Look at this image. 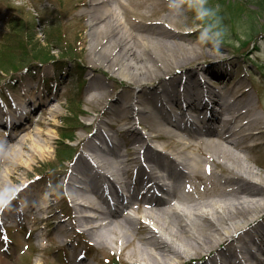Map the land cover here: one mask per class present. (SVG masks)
Masks as SVG:
<instances>
[{
    "label": "bare ground",
    "instance_id": "obj_1",
    "mask_svg": "<svg viewBox=\"0 0 264 264\" xmlns=\"http://www.w3.org/2000/svg\"><path fill=\"white\" fill-rule=\"evenodd\" d=\"M143 1H138L141 7ZM90 6L91 56L116 68L125 86H135L137 94L126 100L125 107L109 109L92 137L82 138L66 183L75 213L70 216L95 244L119 251L132 246L129 255L145 264H171L187 253L200 257L216 247L215 241L225 249L203 264H264V222L250 227L264 212V183L254 179L255 171L236 151L243 150L242 138L256 140L259 130H250L249 114L237 107L234 97L218 94L206 81L213 67H190L203 57L215 58L220 50L208 54L189 46L186 34L172 28L179 12L170 11L162 1L152 2L147 12L139 5L128 8L127 0H91ZM98 35L101 39H96ZM162 57L170 62H157ZM171 66L177 74L161 75ZM181 67L185 70L179 72ZM216 83L225 86L223 81ZM107 94V89L93 91L86 100L98 105ZM21 95L17 99L23 105L14 113L0 112L6 129L0 132V159L18 166L25 153L30 158L50 153L49 140L56 130L30 127L45 128L59 116L36 86L22 87ZM30 106L26 114L23 109ZM120 132L130 133L135 143L127 146ZM6 143L8 154L1 156ZM9 172V180L19 186L8 188L0 173L2 224L5 217L39 210L32 205L35 194L26 191L27 183ZM118 184L125 196L117 191ZM17 196L21 200L15 204ZM127 208L139 216L125 212ZM218 220L222 228L217 227ZM206 225L213 227L212 232Z\"/></svg>",
    "mask_w": 264,
    "mask_h": 264
},
{
    "label": "rangeland",
    "instance_id": "obj_2",
    "mask_svg": "<svg viewBox=\"0 0 264 264\" xmlns=\"http://www.w3.org/2000/svg\"><path fill=\"white\" fill-rule=\"evenodd\" d=\"M138 1L140 0H127L130 4L128 8L134 9L139 5L141 11L147 12L152 2L162 1L167 5V0H144L141 7ZM214 1L216 3L213 6L219 5L220 8L219 1L221 0ZM241 1L245 3H243L244 11L241 20L229 22L232 21V17H229L228 20L222 21L227 26L228 33L219 49L221 52L219 51L215 58L203 57L190 67L204 66L209 70H212L209 67H213L214 71L207 74L206 81L217 88L218 94L234 97L237 107L248 112L249 117L246 120H249V125L253 126L250 130H259L260 135L256 140L242 138L243 150L236 149V151L245 158V164L255 171L254 179L264 183V10L258 14H252L251 12L258 10L255 0ZM90 3L91 0H0V49L4 43L12 45L16 43V40L20 45L24 33L30 30L43 51H49L52 60H59L58 63L52 64L54 60H47L43 56L37 57L38 59L32 58L31 53L26 49L24 51L22 47L20 50L18 46L22 55L17 57L11 65L0 69V112L14 113L16 106L23 105V102H19L17 98L22 97V87L26 85L41 89L42 98L47 96L50 104L59 111V116L54 118L51 125L43 128L38 124H32L30 127L33 131L37 127L56 130L53 138L49 140L51 151L47 156L30 158L25 153L21 155L19 166L17 163H8L0 159V173L4 174L1 179L3 183L8 188L19 186L18 183L9 180L7 176L9 169V173H14L18 179L27 183L26 191L35 194L32 205L39 208L37 212L31 210L20 217H5L6 221L3 224L0 223V264H145L129 255L132 246L119 251L115 247L95 244L94 239L83 231L84 226L77 225L76 220L71 217L75 213L73 203L68 196L66 183L71 166L82 149V138L92 137L96 125L100 126L99 120L106 119L109 109L116 110L119 105L125 107L126 100H132L131 96L137 94V89L133 88L135 86H125V80H122L124 77L117 73L116 68L107 67L105 63L95 61L91 56L89 48L91 32L89 25L92 14ZM179 15L180 17L173 21L175 26L169 25L174 31L186 34L185 38L189 46L195 45L197 30L194 25L198 22L193 20V12L184 7L179 11ZM226 16L228 17L229 14ZM121 18L123 21V17ZM19 21L24 23L27 30L23 31L20 36H15L10 31L12 26L15 27ZM54 28L58 29L61 40L57 39L55 44L46 45L44 33ZM96 39H101V36ZM105 40V38L102 39V43ZM65 46L71 49L68 54L59 52V47ZM111 47H108L106 51H111ZM200 48L208 54L213 53L206 46H200ZM115 51L113 50L112 53ZM152 55L156 57L155 53ZM158 60L160 61L157 62H170V59H164V57ZM60 65L62 68H57L61 67ZM173 68L174 66L170 69H163L164 72L161 75L166 77L177 74V70ZM184 70L185 68L181 67L179 72ZM216 71L224 75L210 74ZM219 81H223L225 86L220 87L219 83H216ZM152 84L160 87L157 82H152ZM102 89L108 90L102 103L93 105L86 100L93 91ZM69 100L72 106H69ZM39 108L37 107V110ZM67 108L74 111L73 122L76 129L72 133L69 132L72 140H66L69 146L66 148L68 153L64 157L66 160L63 161L59 159V155L55 157V146L59 133L67 128L61 124V121L69 116ZM23 110L27 114L32 108L30 106ZM187 113L193 114L189 111ZM123 114L131 117L129 110H124ZM20 117L22 118L23 114ZM256 117H259L260 121ZM111 130L114 131L113 128ZM4 131L6 129L2 122L0 132ZM141 131L144 132V130ZM120 133L127 146L135 143L130 138L132 137L130 133L126 135L123 132ZM64 134L67 132L65 131ZM254 143L256 145L253 146ZM150 144L153 145L151 142ZM6 145L7 148H2L1 156L8 154L9 145L7 143ZM122 149L124 150V146ZM118 186L117 191L122 193L121 186L119 184ZM57 192L60 194L56 195ZM20 200L21 197L17 196L14 203L18 204ZM125 212H130L133 217H138L140 214V212H133L130 208L125 209ZM259 215L260 221L256 222L257 225L253 224L250 227L258 228L264 222V212ZM218 224V228L224 226L222 220H218ZM138 226L140 231L145 230L141 227V223ZM206 226L208 231L212 232L213 227ZM225 236H228L227 233ZM59 239L62 241H58ZM213 245L216 247L210 253L206 252L195 258H193V253H187L170 263H211L215 254L225 249V244L219 241H215Z\"/></svg>",
    "mask_w": 264,
    "mask_h": 264
},
{
    "label": "trees",
    "instance_id": "obj_3",
    "mask_svg": "<svg viewBox=\"0 0 264 264\" xmlns=\"http://www.w3.org/2000/svg\"><path fill=\"white\" fill-rule=\"evenodd\" d=\"M208 2L211 6H213L214 3H216V1L213 2V0H208ZM219 2H220V8L218 14L221 16L223 22L226 21V19L228 20L229 17H232V21L229 22H233V21L238 22L241 20L242 13L244 11L243 1L221 0ZM254 2L256 7H258L257 8L258 10L251 12L252 14L254 13L258 14V12L264 10V0H255ZM226 14H229V16L227 17ZM249 17L251 19L252 15ZM17 23L18 24L15 27L12 26L10 33L15 34V36H20V34L23 31H26L27 29H25V25L22 21H19ZM57 28L49 29L47 32L44 33L46 36V40H45L46 45H49L51 43L55 44V41L57 39L61 40V37H59L58 35ZM18 42L19 41L16 40V43H13L12 45L8 43L3 44L2 49H0V69L4 68L7 65H11L12 62L17 59V57L22 55L20 51L21 47L24 49V51L26 49L27 52L31 53L32 58H37L42 56L46 59L52 58V56L49 55V51H43V48H41L38 45L35 35L30 30L24 33V37L21 40L22 44L20 43L19 45ZM18 46H20V50ZM59 50H60L59 52L61 53L68 54V52L71 49H69L68 46H65L63 48L59 47ZM69 106H72L71 100H69ZM73 112L74 111L71 108H68L69 116H67V118L64 120V125L67 127L65 131L67 132L68 135L64 134L65 131L59 133V137H58L59 139L56 142L55 157L57 158L59 155V159L61 160H65L66 158L64 157L68 153L66 148L69 146V144L68 142H66V140L68 141L72 139L69 132L72 133L74 129H76L74 128L76 127V125L73 122V116H74Z\"/></svg>",
    "mask_w": 264,
    "mask_h": 264
},
{
    "label": "clouds",
    "instance_id": "obj_4",
    "mask_svg": "<svg viewBox=\"0 0 264 264\" xmlns=\"http://www.w3.org/2000/svg\"><path fill=\"white\" fill-rule=\"evenodd\" d=\"M167 7L174 13L184 7L190 9L194 14L193 20L198 22L194 25L197 30L195 46H206L209 51H219L228 33L227 26L223 24L218 14L219 5L211 6L208 0H167Z\"/></svg>",
    "mask_w": 264,
    "mask_h": 264
}]
</instances>
